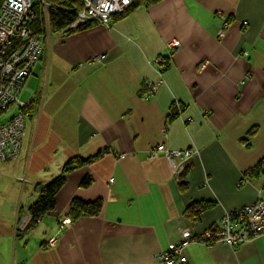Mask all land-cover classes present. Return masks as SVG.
I'll list each match as a JSON object with an SVG mask.
<instances>
[{
    "label": "crops",
    "instance_id": "1",
    "mask_svg": "<svg viewBox=\"0 0 264 264\" xmlns=\"http://www.w3.org/2000/svg\"><path fill=\"white\" fill-rule=\"evenodd\" d=\"M41 37L43 55L20 92L31 111L21 150L0 161V264H166L157 254L183 229L199 233L264 198V0L148 2L109 26ZM174 37L181 46L166 82L142 97L156 77L150 61ZM99 54L107 59L90 62ZM160 143L198 152L176 172L164 152L152 155ZM98 152L67 171L56 207L31 224L40 186L71 157ZM74 197L102 198L103 209L60 226ZM194 202L198 217L186 213ZM187 253V264H264V232L235 244L192 241Z\"/></svg>",
    "mask_w": 264,
    "mask_h": 264
},
{
    "label": "built area",
    "instance_id": "2",
    "mask_svg": "<svg viewBox=\"0 0 264 264\" xmlns=\"http://www.w3.org/2000/svg\"><path fill=\"white\" fill-rule=\"evenodd\" d=\"M73 11L75 20L65 26L62 31H72L89 23H102L109 26L113 16L123 13L135 0H74ZM52 5L48 0H3L0 5V117L15 105V110L7 119L0 120V158L9 160L16 157L22 145L25 133L26 120L31 115L29 102L20 99V92L26 78L32 73L33 67L40 60L44 52V43L41 34H37L35 23L43 17L41 28L50 29L48 23L49 8ZM57 6V5H56ZM60 7V6H57ZM243 24H248L244 21ZM231 23L225 21L218 31V37L224 38ZM39 27V28H40ZM181 46L178 38H171L165 43L164 50L154 57L150 63L156 77L145 81L142 97L150 98L166 82L165 73L170 66L172 53ZM248 54V51H244ZM107 59L106 54L95 55L90 62H102ZM207 61L200 65L204 68ZM250 77V75L248 76ZM174 107L178 115L182 114L183 107L176 101ZM188 120H191L189 118ZM162 151L170 160L174 171L183 170L186 158L198 152L197 148L170 149L165 143L156 145L152 155ZM111 154L123 157L125 152ZM264 172V164L261 167ZM243 181H246L244 178ZM72 216L67 214L61 218L60 226L71 223ZM264 232V198L243 206L227 209L218 223L195 233L192 228L186 227L176 241H172L168 248L161 250L157 257L166 264H187L189 256L187 247L192 241L212 244L222 240L229 244L244 241L250 236H257ZM56 236L49 239L54 244Z\"/></svg>",
    "mask_w": 264,
    "mask_h": 264
},
{
    "label": "trees",
    "instance_id": "3",
    "mask_svg": "<svg viewBox=\"0 0 264 264\" xmlns=\"http://www.w3.org/2000/svg\"><path fill=\"white\" fill-rule=\"evenodd\" d=\"M162 0H135L123 13L130 12L134 10L138 4L143 3H157ZM3 0H0V5ZM52 5L49 8L48 23L51 30L58 31L62 30L65 26L72 23L75 20V13L72 10L73 5H75L74 0H48ZM60 7H57V6ZM121 14V13H120ZM44 24V19L41 17L36 23L35 28L37 34H42L45 32L44 28L40 27V24ZM91 24V23H89ZM86 24L82 27L88 26ZM40 27V28H39ZM79 27V28H82ZM101 152L89 157L73 156L64 165L62 172L52 178L50 181L42 184L40 186V194L38 198L29 206V211L31 214L30 223H35L39 218L43 217L48 211L53 210L56 207V194L59 189L66 182V173L71 168L86 164L91 162L95 157L99 156ZM261 167L264 164V160L260 163ZM91 181L90 176H86L82 180V185L85 186ZM187 186L186 182L181 183L182 189ZM200 202H194L186 208V213L191 217H198L200 211L202 210ZM103 209V199L96 198L94 200H84L80 197H74L71 201L69 207V214L74 218L81 214L97 215Z\"/></svg>",
    "mask_w": 264,
    "mask_h": 264
},
{
    "label": "rangeland",
    "instance_id": "4",
    "mask_svg": "<svg viewBox=\"0 0 264 264\" xmlns=\"http://www.w3.org/2000/svg\"><path fill=\"white\" fill-rule=\"evenodd\" d=\"M14 110H15V105H13V106L8 110L7 113H4V114L0 117V120H3V119L8 118ZM0 161H3V160L0 159ZM4 161H6V160H4Z\"/></svg>",
    "mask_w": 264,
    "mask_h": 264
}]
</instances>
